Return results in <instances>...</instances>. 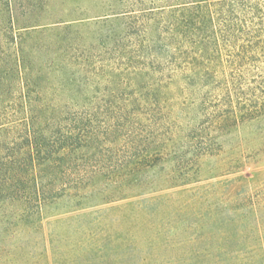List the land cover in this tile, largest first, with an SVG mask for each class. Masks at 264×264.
Here are the masks:
<instances>
[{
	"label": "trees",
	"instance_id": "16d2710c",
	"mask_svg": "<svg viewBox=\"0 0 264 264\" xmlns=\"http://www.w3.org/2000/svg\"><path fill=\"white\" fill-rule=\"evenodd\" d=\"M96 19L119 22L100 39L108 56H63L78 48L51 47L0 0V222L154 170L175 108L211 104L217 131L264 119V0H156ZM97 88L111 92L103 110Z\"/></svg>",
	"mask_w": 264,
	"mask_h": 264
},
{
	"label": "rangeland",
	"instance_id": "374dc122",
	"mask_svg": "<svg viewBox=\"0 0 264 264\" xmlns=\"http://www.w3.org/2000/svg\"><path fill=\"white\" fill-rule=\"evenodd\" d=\"M152 1L12 0V8L20 27L44 28L51 47L78 48L61 55L86 58L108 56L100 39L119 23L96 16ZM89 95L98 110L111 103L108 89ZM206 114L178 107L173 123L160 120L154 170L97 177L71 191H88L86 199L64 196L31 223L5 218L0 264H264V119L217 131Z\"/></svg>",
	"mask_w": 264,
	"mask_h": 264
}]
</instances>
